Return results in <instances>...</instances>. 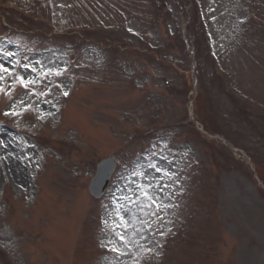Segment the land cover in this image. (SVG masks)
<instances>
[{
	"label": "rangeland",
	"instance_id": "obj_1",
	"mask_svg": "<svg viewBox=\"0 0 264 264\" xmlns=\"http://www.w3.org/2000/svg\"><path fill=\"white\" fill-rule=\"evenodd\" d=\"M192 2L216 64L190 0H0V264H264V0Z\"/></svg>",
	"mask_w": 264,
	"mask_h": 264
},
{
	"label": "water",
	"instance_id": "obj_2",
	"mask_svg": "<svg viewBox=\"0 0 264 264\" xmlns=\"http://www.w3.org/2000/svg\"><path fill=\"white\" fill-rule=\"evenodd\" d=\"M112 162L113 158H111L110 161L104 162L99 166L98 176L91 185V191L94 195L100 196L107 186L110 175L112 173V169L114 167V165L112 167Z\"/></svg>",
	"mask_w": 264,
	"mask_h": 264
},
{
	"label": "trees",
	"instance_id": "obj_3",
	"mask_svg": "<svg viewBox=\"0 0 264 264\" xmlns=\"http://www.w3.org/2000/svg\"><path fill=\"white\" fill-rule=\"evenodd\" d=\"M24 20L28 24H30V25L32 24L31 27L38 25L36 22H32L31 20L27 19L26 17H24ZM195 39H196V47H197V50H198V53H199V52H201V47H203V42L204 41H202L203 39H202V37H201L200 34H198ZM206 104L209 105L208 103H206ZM205 108H206V120H204V121H206L209 124H212V122H213V116H210L208 118V116L210 115V113L208 111L207 106ZM199 136L201 137L200 134H199ZM213 144H215V143H213ZM258 173H259L260 177L262 178V182H263V185H264V170L260 166H258ZM261 191H262V193H264V189H261Z\"/></svg>",
	"mask_w": 264,
	"mask_h": 264
}]
</instances>
